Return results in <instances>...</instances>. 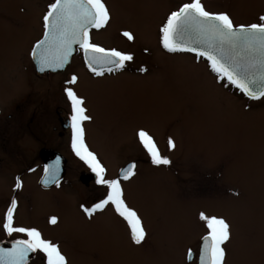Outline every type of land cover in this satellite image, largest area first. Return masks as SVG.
Listing matches in <instances>:
<instances>
[{
	"label": "rangeland",
	"instance_id": "obj_1",
	"mask_svg": "<svg viewBox=\"0 0 264 264\" xmlns=\"http://www.w3.org/2000/svg\"><path fill=\"white\" fill-rule=\"evenodd\" d=\"M50 2L0 0L2 109L12 108L34 86L21 55L27 44L42 36V16ZM183 2L105 0L111 20L96 35L97 42L130 52L133 60L124 73L105 77L106 83L97 81V90L89 86L82 90V83L75 87L84 93L93 117L85 125V142L106 167V178L118 176L136 156L144 158L134 177L122 181L126 202L143 220L144 243L131 242L127 223L111 207L91 220L85 216L81 205L91 207L107 189L80 185L83 168L69 150L65 185L50 193L38 189L41 143L33 134L43 137L46 130L32 127L36 130L31 133L27 115L34 104L29 101L16 119L0 117V226L15 198L14 224L36 227L45 239L58 243L68 264H197L196 258L190 263L187 256L189 249L196 257L199 254L207 231L199 219L204 212L222 216L232 226L226 264H264V97L250 101L218 82L206 61L163 51L159 28ZM203 3L209 11H228L238 24L256 22L264 14V0ZM126 30L133 33V41L122 35ZM141 66L146 73L138 71ZM51 82L55 93V80ZM140 128L149 131L171 164L154 165L148 154H137L143 149L136 135ZM168 137L175 141V149L169 150ZM33 161L34 168L25 170ZM16 175L21 176L18 189ZM52 216L57 217L56 224L50 223ZM12 236L0 234V242L26 238Z\"/></svg>",
	"mask_w": 264,
	"mask_h": 264
},
{
	"label": "snow or ice",
	"instance_id": "obj_2",
	"mask_svg": "<svg viewBox=\"0 0 264 264\" xmlns=\"http://www.w3.org/2000/svg\"><path fill=\"white\" fill-rule=\"evenodd\" d=\"M111 20L105 0H51L42 16L43 35L31 49L32 59L39 65V71L63 69L70 61L78 46L83 51L88 70L96 77L125 68L126 62L133 60L130 52L116 48H104L92 42V29L105 28ZM160 43L169 53H193L196 60L203 58L218 82L231 86L248 100L256 101L264 97V14L256 22L235 23L228 11H209L203 0H185L175 10L168 13L159 28ZM122 35L129 41L135 39L131 31ZM147 51V49H145ZM141 66L138 71L146 73ZM78 76L73 74L66 80L64 93L69 102L71 146L82 161L96 175V183L107 189L104 197L91 207L81 205L85 216L91 220L97 212L111 207L115 214L128 225L131 242L141 246L146 238V229L140 215L130 207L125 199L122 181L135 175V164L122 168L115 178H106V167L96 153L85 142L84 122L92 121L86 107V98L75 90ZM247 107V106H246ZM138 140L154 165H169L171 160L161 154L154 137L145 128L138 129ZM169 150L175 149L172 137L167 140ZM59 162L45 166L44 184H59L57 174ZM21 187L17 178L16 188ZM236 195H239L236 193ZM17 201L13 198L7 208L3 229L8 235L24 234L26 238L16 239L11 248H0V264H28L30 253L42 252L46 264H68L60 245L45 239L36 227L16 226L14 212ZM204 222L206 234L201 238L199 264H226L227 244L232 239V226L222 216L199 214ZM56 224L57 217H50ZM193 256L188 250V258Z\"/></svg>",
	"mask_w": 264,
	"mask_h": 264
},
{
	"label": "flooded vegetation",
	"instance_id": "obj_3",
	"mask_svg": "<svg viewBox=\"0 0 264 264\" xmlns=\"http://www.w3.org/2000/svg\"><path fill=\"white\" fill-rule=\"evenodd\" d=\"M101 30L102 29H100V30L92 29L90 32V35L92 37V42L97 43L99 45H100V43L97 42L96 35L99 34ZM40 38H38V39H40ZM38 39H36L32 43V45L27 44V46H28L27 51L23 55H21V57L26 59L25 63H23L24 59H22V58L20 59L21 63H23V69L26 68V70L29 71L28 69L30 67V70L33 74L32 77H34V81L32 84L34 86L32 87V89H31V87H29L27 89L26 93L16 101L15 105L12 106V108L11 107H10V109L0 108V117L3 116L4 118L6 117L7 120L12 121V120L16 119L17 117H19L20 112H23V110H21V109L23 108L25 102L29 101L30 103L34 104L31 112H29L30 114L28 113V115H27V116H30V119L28 120L27 125L30 126L29 129L31 130V133H33L32 132L33 130H36L38 128L41 129V131H42V128L45 127L44 130H46V134L42 135L43 137H38L37 135L33 134V137L36 138L38 140V142L41 143V148L38 149V159L40 160L41 174H40V177H38L39 179L37 182V186H38V189H40L41 191L50 193V192H53L56 190H61L63 185H65L64 182L67 178L68 165L70 163L68 151L66 152V150H69L73 155L75 154V152L71 146V140H72V131H71V127H70L71 109H70V105L66 99L65 94L62 92V87H63V85H66V83H65L66 80H68L71 75L76 74L79 78L77 85L82 83V86H83L82 90H84V88H86V86L91 87L92 90H97V81L102 82V83H106L105 81L108 79L105 80V77H108V76H114L115 77V76L119 75L120 73H124L126 71V69H128V68H127V62H126L125 68H124L125 70L123 69L120 71H114L113 73H105V75L103 77H96L88 70V68L84 62L83 51L81 49H79V47H77L76 54L72 56L70 63L67 65L66 69L63 72L39 74L36 72V70L34 68L33 59L30 55L32 46L35 44V42ZM17 46L18 45L16 44V49L19 50L20 45L18 48H17ZM28 64H29V67H28ZM26 65H27V67H26ZM117 78H119V77H117ZM117 78L116 79L113 78L111 80H114V82L117 83V80H118ZM52 79L55 80L54 86H53V90L57 91L55 93H51V83H52L51 80ZM77 85H75L74 87H76ZM78 94L84 96V93H82V92L78 93ZM7 112H11V113L6 115ZM89 114H90V112H89ZM85 125L86 126L88 125V121H85L84 125H83L84 130H85V137H86ZM32 127H35L36 129L35 128L32 129ZM48 127H50V134H48V132H49ZM51 131H52V133H51ZM50 152H55V153L59 154L65 160L66 174H65V177L59 182V184H55L51 188L45 189V188L41 187V185H40V180L44 174V169H45V161L42 158V154L47 153V156H45V157H47V159L52 158V155L48 154ZM137 154L138 155L140 154L141 156L145 155L146 157H148L144 148L142 150H139L137 152ZM74 159L77 162H80L81 163L80 166L83 168L80 171V178H79L80 183H81L80 185L82 187H85V188H91L93 186H97L96 175L94 172H92L91 168L84 161H82L78 156H76ZM139 159H141V161L143 162L144 158L136 156L134 159L129 160L125 164V166H123V167L126 168L128 165L134 163L135 164L134 171L136 173V171L139 168V164L141 166V161ZM64 160L60 159L61 162H63ZM33 163H34V161L30 162L29 165H27V167L25 168V170H27V171L30 169L32 170L34 168ZM119 173H120V171H119ZM89 174H92L90 181L87 184L82 183L81 177L83 175H89ZM17 178L21 179V176L16 175L13 180L16 179V182H17ZM3 223H4V220L2 222V225H3ZM2 225L0 226V234L5 235V234H7V232L3 229ZM18 239H21V238H18ZM9 240H14V239H7L4 241H9ZM1 242H3V241H1ZM37 262H40L41 264H46V257L40 251L36 252V257L31 261L30 264H37Z\"/></svg>",
	"mask_w": 264,
	"mask_h": 264
},
{
	"label": "water",
	"instance_id": "obj_4",
	"mask_svg": "<svg viewBox=\"0 0 264 264\" xmlns=\"http://www.w3.org/2000/svg\"><path fill=\"white\" fill-rule=\"evenodd\" d=\"M74 47H75V51L73 52L72 56L76 54L77 47L78 46H74ZM72 56H71V58H72ZM71 58H70V61H71ZM70 61H69V63H70ZM33 63H34L35 68H36V70H37V72L39 74H44V73H60V72H63L65 70V68L67 67V65L69 64L68 63L63 69H56L54 71L53 70H46L44 72H41V71H39V65L34 60H33ZM48 154H51L52 155V158H48L47 159V157H45V156H47V153L42 154V158L45 161V166H47V165H55L57 163V161L59 162V172L57 174V178H58V180L60 182L65 177V174H66L65 160L59 154H57L55 152H50ZM60 159L61 160H64V161L61 162ZM90 178H91V175L90 174L89 175H83L81 177V182L84 183V184H87L90 181ZM44 179H45V173H44V175H43V177H42V179L40 181L41 187H43L45 189L51 188L52 186H54L56 184V183H52V182H50L48 184H44L43 183ZM12 245H13V243H5V244L1 245L0 248L7 249V248H11ZM33 257H34V254L33 253H30L29 254V257H28V261L31 260V259H33ZM193 259H194V254H193L192 258L189 259V261H192ZM198 263H199V260H198Z\"/></svg>",
	"mask_w": 264,
	"mask_h": 264
}]
</instances>
